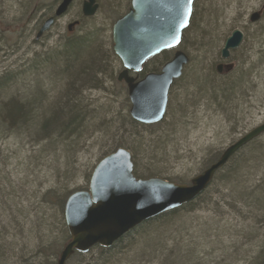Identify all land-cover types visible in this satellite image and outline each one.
<instances>
[{"label":"rangeland","instance_id":"374dc122","mask_svg":"<svg viewBox=\"0 0 264 264\" xmlns=\"http://www.w3.org/2000/svg\"><path fill=\"white\" fill-rule=\"evenodd\" d=\"M83 1L75 0L68 14L37 41L39 29L54 15L57 0H0V76L17 73L23 102H33L35 93L39 100L46 99V105L59 101L66 84L46 67V58L60 52L66 43L85 38L95 40L107 52L113 46V25L128 11L132 0H100L93 18H83ZM201 6L204 12L207 10L206 21L198 28L199 33L192 34L190 42L179 48L190 57V63L171 89L164 123L153 127L131 125L125 117L130 111L126 106H131L124 99L127 87L101 77L103 86L87 90L82 101L84 106L92 105V110L96 107L105 113L103 127L93 133L100 127L98 122L69 148L53 151L33 142L30 136L6 128L0 132L2 264L17 262L12 259L15 244L27 242L33 246L38 235L61 243L63 234L57 218L61 215L54 206L57 200L43 204V194L67 195L68 199L75 192L87 190L95 166L117 148L118 142L121 148L138 150L139 178L189 185L212 159H219L232 144L264 124V0H198V14ZM254 13L261 16L257 23L250 21ZM74 22L80 25L70 33L68 26ZM237 29L244 34V42L224 63L233 69L222 78L242 80V84L232 98L218 104L207 88L211 79L221 80L216 75H222L215 71L223 62L220 52ZM215 42L218 45L213 51ZM74 47L79 49L80 45ZM161 63L159 58L151 68ZM116 67L115 80L123 70L122 65ZM12 95H5V99ZM259 142L263 146L260 161L249 164V170L234 185L217 180L201 199L199 210L183 218L181 225L170 224L162 236L158 235L156 243L161 246L154 247V257L149 258L151 253H147L146 259L153 261L145 264H164V257H160L163 251L167 255L181 253V258L186 254L187 264H264V193L256 190L264 184V137ZM12 194L20 198L17 212L13 207L17 222L10 210ZM46 213L50 214L43 219ZM27 249L29 252L32 247L27 245Z\"/></svg>","mask_w":264,"mask_h":264},{"label":"water","instance_id":"95a60500","mask_svg":"<svg viewBox=\"0 0 264 264\" xmlns=\"http://www.w3.org/2000/svg\"><path fill=\"white\" fill-rule=\"evenodd\" d=\"M75 0H63L53 17L39 30L36 40L51 30L57 18L65 15ZM196 0H132L130 10L118 19L112 29V49L121 61L123 71L117 80L127 86L131 118L142 125H156L166 116L169 93L183 76L190 57L179 50L184 32L189 28ZM99 11L97 0H85L84 18ZM254 13L250 21H260ZM76 25L68 27L71 32ZM244 41L241 31H234L225 41L221 59L228 61ZM176 50L159 73L139 80L138 74L152 58ZM231 66L219 65L222 74ZM135 74L137 76H131ZM264 135V124L232 144L203 173L179 185L161 178L140 179L134 175L133 157L120 148L102 158L95 166L87 191L71 194L64 209L69 242L60 253L57 264H68L76 254L87 255L94 248H112L124 236L165 213L178 210L200 198L212 185L217 173L245 146Z\"/></svg>","mask_w":264,"mask_h":264},{"label":"trees","instance_id":"16d2710c","mask_svg":"<svg viewBox=\"0 0 264 264\" xmlns=\"http://www.w3.org/2000/svg\"><path fill=\"white\" fill-rule=\"evenodd\" d=\"M130 8L131 4L129 6V9ZM198 11V0H196L189 28L183 34L180 47L184 48L186 44L190 42L192 34L197 35L199 33V31H197L198 28H200V26L206 21L205 18L207 10L204 12V9L202 10L201 6V13L198 14ZM122 16H118V19ZM200 37L201 35L199 38ZM76 43L80 45L79 49L74 47V44ZM217 45L218 42H215L212 48L213 51ZM208 51L210 52L209 49ZM173 53L174 51H166L151 59L144 66L141 72V77L148 73L160 72L162 66L172 58ZM159 58H162L160 67L151 68V63ZM45 62L47 63L46 67H49L54 71L56 78H58L60 82H65L66 84L64 85L61 99L54 104L46 105V99L41 98L42 100H39L40 98L38 97V94L35 93L33 96V102H23L20 100L17 73H14L12 77L9 75L0 76V132H3L4 128H6V131L13 132L17 135L30 136L32 137L33 142H36L38 145L44 144L43 147L45 149L55 151L59 147L69 148L73 142L82 139L85 135H88L89 130L95 127L98 122H100V127L99 129L94 128V130H92L93 133H96L103 127L102 123L103 120H105L104 118H106L105 113L102 111L100 112V109H97L96 107L92 110L90 108L92 105L84 106L82 98L87 90H98L103 86V80L101 77H104V81L109 78L112 82H114V84H117L118 81L113 79V76L117 70L115 67L121 65V62L114 54L111 46L107 52H104L99 43L95 40L92 41L86 38L78 41L72 40L66 43L63 45L60 52L51 54L46 58ZM111 64L114 65L111 66ZM215 71L217 74V70ZM216 76L221 80H215V78L213 80L211 79L212 84L210 88L207 89L209 90V93L213 95V98L217 100V103L221 104L224 98L228 99L235 94V92L240 88L242 80L230 81L228 78H222L224 77L223 75ZM64 92H67V94L63 95ZM10 93L13 94V97L6 100L5 95H10ZM124 99L128 104L129 99L127 96V90L125 91ZM126 107H130V105ZM125 117L131 125H135L137 127L143 126L132 120L129 114ZM262 137H264V135ZM261 138L252 141L239 151L228 162V164L217 173L209 189L195 202L178 210L165 213L158 218L144 223L142 226L124 236L110 249L97 247L87 255L76 253L68 264L150 263L153 260L146 259L149 256L147 253H151L149 258L154 257V247L161 246V244L156 243L159 239H157V237L159 234L162 236V232L167 229L166 227H168V225L183 223V218L188 219L190 214L199 210L201 208V199L204 195H207L210 192L217 180H221L226 184L229 183L234 185L236 184L235 182H239L244 177V172L249 170V164L254 161H260V153L263 147L259 142ZM117 144L118 146L115 150L122 147L120 142ZM127 149L130 152H134H131L134 163V174L137 178H139L137 175L139 166L136 161L138 150L134 151L130 146ZM217 160V157L212 159L211 164L207 165L208 168ZM256 190L264 193V184L257 187ZM239 193H243V191L240 190ZM13 196H15V194H12L10 197V210L12 215H14L15 222H17V216L16 214H13V207L15 206V212H17L20 198H18L17 195L15 197ZM54 200H57L55 201L56 204H54V206H56L57 210L59 209L61 217H64L67 195L59 196L58 194H43L41 203L51 205ZM261 205L264 206L263 201ZM22 213L23 211H21V215ZM49 214L50 213L43 214V219L48 218ZM56 216L57 213H53L54 219H56ZM61 217L57 216V218L60 219V226L63 234L61 243L55 239L45 240L42 238V235H38L36 236L37 242L33 246L27 242H24L25 244L23 245L20 243L18 245L15 244V248L12 251V259L17 262L13 263L57 264L60 253L67 242H69L68 232L64 224V220ZM18 228L19 225H17L16 230H18ZM14 237L19 239L16 232H14ZM18 241L20 242V240ZM27 245L32 247L29 252ZM22 251L26 252V254L21 255ZM28 253L29 255L26 256ZM172 253L167 255V251L160 252V257H164V264H187L186 260L189 258L185 257L186 254L181 258L179 256L181 253L177 254L174 252L175 255ZM2 254L3 245L0 246V264L4 262L5 258ZM180 260H182V262H180Z\"/></svg>","mask_w":264,"mask_h":264},{"label":"flooded vegetation","instance_id":"af4514ba","mask_svg":"<svg viewBox=\"0 0 264 264\" xmlns=\"http://www.w3.org/2000/svg\"><path fill=\"white\" fill-rule=\"evenodd\" d=\"M62 1H63V0H57V2H58L57 7L62 3ZM84 1H85V0H84ZM84 1H83V3H84ZM98 1H100V0H98ZM98 1H97V2H98ZM82 5H83V4H82ZM54 14H55V13H54ZM67 14H68V12H67L65 15H63L62 17H60V19L63 18L64 16H66ZM53 16H54V15L50 16L49 18H51V17H53ZM49 18H48V19H49ZM58 20H59V19H58ZM56 22H57V20H55V24H56ZM55 24H54V25H55ZM73 24L79 26V25H80V22H74V23H72V24H69V26H70V25H73ZM77 26H76V27H77ZM76 27H75V28H76ZM75 28H74V29H75ZM74 29H72V32L74 31ZM68 30H69V29H68ZM72 32H71V33H72ZM224 63H227V62H220V65L223 64V67H225L226 64H224ZM218 66H219V65H218ZM226 73H227V71L225 70V68H223V71H222V74H221V75H224V74H226ZM217 74H218V73H217ZM141 79H142V78H140V76H139V80H141Z\"/></svg>","mask_w":264,"mask_h":264}]
</instances>
